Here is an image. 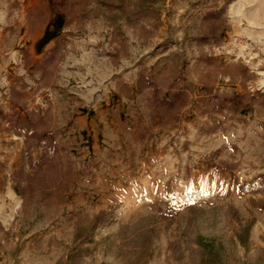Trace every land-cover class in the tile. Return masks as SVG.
I'll use <instances>...</instances> for the list:
<instances>
[{
	"label": "rangeland",
	"instance_id": "374dc122",
	"mask_svg": "<svg viewBox=\"0 0 264 264\" xmlns=\"http://www.w3.org/2000/svg\"><path fill=\"white\" fill-rule=\"evenodd\" d=\"M66 1L8 0L9 9L0 13V27L5 15L8 17L6 23H10L12 7L24 8L27 24L35 19L37 12L43 13L41 25L36 26L38 32L44 34L42 45L55 38L62 39L60 66L56 67L55 76L57 87L75 101L68 99L65 104L67 109H72L73 104L77 108L68 117L74 118L79 107L90 109L97 117H110L115 127L116 154L112 151L109 157H100L97 148L90 154L79 149L83 134L72 124L68 131L74 127L76 130L59 142L63 144L67 173L53 188L37 192L30 197L29 203H24L22 184L14 180L13 173L11 175L27 156L19 143L24 135L6 120L8 115L5 114L18 111L26 118L30 107H42L49 99L53 100L55 94L43 97L48 87L39 83L34 70L25 67L29 52L24 41L19 45L9 43V49H2L1 45L0 74L9 77L12 93L10 103L0 111V185L3 183L0 190V264H74L73 251L85 246L93 248V252L85 256L81 264H204L203 241L217 250L219 264H264V210L254 207L253 196L242 189L219 188L225 181L237 185L238 178L215 167L217 173L211 178L217 189L193 188V181L187 179L191 167L186 157L174 164V173H163L159 169L161 159L158 156L169 153L180 140L163 129H155L166 124H153L151 108L148 115L151 134L143 141L137 136L141 130L139 126L128 127L127 121L137 113H125L119 100L122 95L118 83L133 75L140 66H146L164 90H170L179 75L185 80L203 74L214 81L220 78V82L225 83V73H234L242 76V87L246 91L247 81L257 77L255 71L242 62L210 56L236 37L249 43L254 38L261 39L258 34L250 35L246 19L236 20L231 16V5L237 0L229 5L220 39H210L205 44L191 43L202 35V10L186 19L181 25L180 36L163 37L166 39L163 42L155 37L162 14L165 13L166 19L170 17L168 21L176 22V10L171 9L183 5L179 0L154 1L161 19L151 36L126 23L120 11L111 5L119 0H93L83 13L72 18L66 15ZM208 9L205 7V11ZM153 23H147L151 29ZM9 26L5 27L10 30ZM28 29H19L16 34H23L24 39ZM247 31L254 38L250 39ZM187 40L190 45L185 49ZM11 49L20 52L18 66L12 63ZM234 50L239 52V48ZM187 51L210 57H205L201 63L204 65L201 71L191 68V62L186 60ZM254 52L258 53V60L263 61L261 67H264V41L254 44ZM15 95L21 97L22 104L13 107ZM149 95L139 99L147 101L148 108L149 98L146 100L145 96ZM56 121H59L57 115ZM62 129L56 133L66 134ZM257 169L260 172L256 171L254 178L249 179L250 186L264 181V177H257L264 173V164ZM255 197L261 198L262 194H255ZM101 211L107 213L106 221L91 230L92 219ZM81 228L88 229L84 234L91 230L89 234L93 240L89 235L76 241L75 235Z\"/></svg>",
	"mask_w": 264,
	"mask_h": 264
},
{
	"label": "crops",
	"instance_id": "0c3cea01",
	"mask_svg": "<svg viewBox=\"0 0 264 264\" xmlns=\"http://www.w3.org/2000/svg\"><path fill=\"white\" fill-rule=\"evenodd\" d=\"M179 2L183 3V5L177 7L173 6L171 9V11L176 10L174 14L176 16V22L171 20L168 21L170 17L166 19L165 13L162 14V23L155 31V37L158 40H162L160 42L166 40L163 39V37L167 38L175 35L180 36L182 34L181 25L185 24L186 19L194 13L201 12V10L203 14L206 12L205 8L195 10L191 9L189 3L183 0H179ZM223 3L224 1L219 5H222ZM8 4V0H0V13L4 12L5 8L9 9L7 6ZM13 5L14 3H12L11 6ZM20 5H22V3H20ZM28 9H30V6H28ZM10 10L12 11L9 23L10 26L6 23L8 18L6 15L1 22L0 46L3 45L2 49H9L11 48L10 46H7L9 43L11 45H19L20 42L24 41L28 46L29 52V55H26L27 59L25 61V67L35 71V75L37 74L36 78H38L39 83L41 84L42 71L36 70L35 65L45 58L49 50L55 45L57 38L45 42L42 45L41 39L44 34L38 32L37 28L41 23L35 22L32 24V20L27 24L24 8H19L17 6L12 7ZM168 10L170 9L168 8ZM182 18L183 20L181 21ZM6 24L10 27V30L5 27L7 26ZM19 29L23 31L28 29L29 32L25 33L27 36L26 38H22L23 34H16ZM200 36L201 34L192 39L191 43L197 44ZM179 40H181V38H179ZM179 44H182V42ZM186 45H190L189 40H187L184 45L185 49ZM187 56L188 58L186 60L191 62L190 66L194 70L204 67L201 63L204 61L205 57L210 58L207 55H203V53L193 55L189 54L188 51ZM195 57L197 59H195ZM146 68V66H140L139 69L134 71L135 73L133 72V75L129 78L128 76L125 77L126 79L118 83L119 93L122 95L119 100H121V106L124 107L125 113L129 111H131V113L133 111L137 113L135 118L127 121L128 127L139 126L141 130L137 133V136L141 137L143 141L147 140V137L151 134V119L148 115L151 111L152 103L151 101H148V104H150V108H148L147 101L143 102L139 99L141 96L149 95L150 93L151 95H149V97H145L146 100L151 98L153 88H147L143 93H139L137 79L139 72ZM146 70L147 74L155 79L159 85L157 78L153 74H150L148 69ZM157 71L160 72L161 69L159 68ZM199 71H201V68ZM225 75L230 76L232 81L223 83L220 82V78H218L217 81H214L211 78H208L207 75L203 74H198V77H195V79L186 77L184 80L183 75H179L176 78L173 87L170 90H164L165 94L169 95L178 82V85L184 87L189 92V100L181 110L178 119L167 123L165 126L155 128L156 130L163 129L172 135H176V138L180 140L178 145L176 144L172 150H169V153H164L163 155L158 156V158L161 159L158 163L159 169L161 168L163 173H174L177 162L186 157L188 165L191 167L190 176L187 179L191 178L194 185L193 188L217 189L211 178L214 173H217L214 169L215 167L221 168L222 172L228 173L227 175H235L234 177L238 178L237 185H234L235 182L231 185V181H225L223 185L219 187L220 189L231 188L234 190L235 188L243 189V186L254 187L255 185H249V179L254 178L255 172H260L257 167L264 164V105L260 102H253L248 98L249 96L246 95L245 88L242 87L243 80L241 75L235 76L234 73H225ZM203 85L212 89V91L218 90L229 94L233 92H241L247 98L239 100V102L242 103V107L239 111L231 109L232 104L230 103L224 110L216 112L215 104L205 105L203 101H201L204 94L201 93L200 88ZM49 88L53 89V93L55 94L53 100L52 98L49 99V101L43 104L40 108L30 107L29 114L32 111H36L44 117L51 131L52 139L59 144L61 149L63 144L59 143L60 140L65 138V136L73 130H76V127H74L68 131V128L74 124L83 134V139L81 141L82 146L80 145L79 149H83L87 154H90L97 148L99 149V154L97 156L100 157H109L112 151H114L115 155L116 134L115 127H113V120L108 116L97 117L95 114L91 113L90 109L84 110L81 107L78 108L77 115L74 116V118H69L68 115L77 111V108L76 105L73 104L72 109H67L65 104L69 102L68 99L72 102L75 101L68 96L66 91L57 87L56 76L53 85L49 86L48 89ZM257 97H260L259 99H264V94L258 95ZM6 115L9 116V114H5V116ZM56 115L59 121H56ZM55 124H57L58 127H55ZM63 127H65V129H62ZM60 129L66 131V134H57L56 132ZM55 134L58 136L56 137ZM24 139L23 141H19V143L21 147H24L26 150ZM150 152L151 151H149V153ZM155 152L157 153L158 150L156 149ZM31 153L34 159H39L42 156L43 148L38 143L33 142ZM24 164H27V156L13 169V171H11V175L16 169ZM67 169L68 167L64 161V173H67ZM27 170H30L29 167H27ZM0 181H2L1 169ZM188 185L190 187V182H188ZM2 186L3 183L1 182L0 190L2 189ZM52 192L54 193L55 190L53 189ZM246 194L253 196L252 205L254 207L264 210V191L248 192ZM255 194H262V197L256 198ZM249 200L251 201V198ZM235 206H237V203H235ZM0 222H2L1 218Z\"/></svg>",
	"mask_w": 264,
	"mask_h": 264
},
{
	"label": "trees",
	"instance_id": "16d2710c",
	"mask_svg": "<svg viewBox=\"0 0 264 264\" xmlns=\"http://www.w3.org/2000/svg\"><path fill=\"white\" fill-rule=\"evenodd\" d=\"M93 0H67L66 1V15L69 18L77 14L83 13ZM155 0H119L118 3H112L111 5L118 9L125 18L126 23L138 28L146 36H151L153 30L157 26L161 19L160 11L154 7ZM190 4L191 9L200 10L203 8H209L204 12L201 19L202 35L198 39L200 44L207 43L210 39H220V31L224 17L228 11L229 5L234 0H183ZM224 1L222 5L218 3ZM35 22L42 23L43 13L37 12ZM149 21L154 22V28L151 29L147 24ZM62 39L58 38L55 45L49 50L45 58L36 63L35 69L42 71L41 85L49 87L53 85L55 79L56 67L59 66L61 60ZM137 86L139 93H143L147 88L152 89V97L149 101L152 103V120L154 125H165L173 120L179 118V114L189 100V92L182 86L178 85V82L169 95H166L164 89L159 86L155 79L147 74L146 69H142L139 72L137 79ZM201 93L204 94L201 101L205 105L215 104V111L219 112L227 108L228 104L231 105V109L239 111L242 107V103L239 100H244L247 97L241 92L223 93L218 90L212 91V89L203 85L200 88ZM253 102H260L264 105V99H259L257 96L248 97ZM13 107L22 104L21 97L15 95L13 97ZM17 108V107H16ZM7 121L13 124V126L20 130L25 136V147L27 154V164L22 165L16 169L14 174V180L19 184H22L20 190L24 197V203L30 202V197L35 195L39 191H46L53 188L57 182L61 181L64 176V161L62 156V149L59 144L51 137V131L44 117L38 112L32 111L28 117L23 118L18 111H13L8 117ZM36 142L43 148L42 156L39 159H34L31 153L32 143ZM27 167L31 170H27ZM264 173L257 177L263 178ZM245 192H263L264 181L261 184H257L254 187L243 186ZM264 203V200H263ZM107 213L101 211L91 221V230H95L99 224L106 221ZM88 229L81 228L75 235V240H82L85 236H89L90 240H93L91 234L87 232ZM84 236V237H83ZM93 252V248L85 246L75 249L71 256L74 264H81L85 256L90 255ZM203 253L202 263L204 264H219L220 258L217 250L211 248L207 243H202ZM59 264V263H56Z\"/></svg>",
	"mask_w": 264,
	"mask_h": 264
},
{
	"label": "built area",
	"instance_id": "2783aa9c",
	"mask_svg": "<svg viewBox=\"0 0 264 264\" xmlns=\"http://www.w3.org/2000/svg\"><path fill=\"white\" fill-rule=\"evenodd\" d=\"M248 36V35H247ZM249 37V36H248ZM251 39V37H249ZM256 40L248 41L240 40L238 37L228 40L225 44L221 45L218 53H214L210 56H220L227 60H234L236 62H242L255 71L257 74L256 79L247 81L246 92L252 96H258L264 94V67H261L262 60H258V53L254 52V44H257ZM23 45V44H22ZM235 48H239V52L235 51ZM12 63L16 66L20 62V52L18 50L11 49L9 51ZM257 59V60H256ZM225 83L231 81V77L228 75L223 76ZM35 83H33L34 85ZM12 86L9 77L6 74H0V111L4 110L11 101ZM52 97L53 90L46 89L43 97Z\"/></svg>",
	"mask_w": 264,
	"mask_h": 264
},
{
	"label": "bare ground",
	"instance_id": "6f19581e",
	"mask_svg": "<svg viewBox=\"0 0 264 264\" xmlns=\"http://www.w3.org/2000/svg\"><path fill=\"white\" fill-rule=\"evenodd\" d=\"M230 13L236 20L246 19L251 28L250 35L258 34L261 39L249 36L247 31L249 37L257 42L264 41V0H237L231 5Z\"/></svg>",
	"mask_w": 264,
	"mask_h": 264
}]
</instances>
